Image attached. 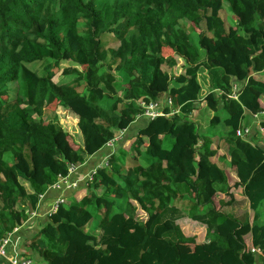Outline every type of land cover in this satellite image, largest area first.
<instances>
[{
    "label": "trees",
    "instance_id": "obj_1",
    "mask_svg": "<svg viewBox=\"0 0 264 264\" xmlns=\"http://www.w3.org/2000/svg\"><path fill=\"white\" fill-rule=\"evenodd\" d=\"M262 75L264 0H0V237L142 115L138 99L167 96L27 245L45 264H264V148L235 134L264 111ZM237 187L242 219L223 207Z\"/></svg>",
    "mask_w": 264,
    "mask_h": 264
},
{
    "label": "crops",
    "instance_id": "obj_2",
    "mask_svg": "<svg viewBox=\"0 0 264 264\" xmlns=\"http://www.w3.org/2000/svg\"><path fill=\"white\" fill-rule=\"evenodd\" d=\"M232 85H235L234 89L239 87L238 82L235 80H232ZM246 113L251 117L252 119V124L251 125H256V122L260 119L263 118L264 112L259 113L258 116L257 114L253 115L246 111ZM146 118L143 115L138 116L134 121H131L129 125L131 124L133 127L137 126L138 123L139 125L143 124L144 121L146 122ZM242 124V123H241ZM245 126H250V124H244ZM126 129H124L123 134L125 133ZM121 130L118 132L117 135L112 137V141L108 144L103 145L102 147H106L105 149L99 151V149L94 152L93 154H90L84 162L81 164H78V166L75 167V171L69 174V178L71 179H78L79 182H83V177L84 175L92 170L94 167L101 165L104 162V159L106 157V154L111 152L112 150H115L118 148L119 145V139L121 135ZM258 133H256L257 135ZM218 151V150H217ZM218 152H216V155ZM80 187V186H79ZM63 191V196L69 195L72 190H62ZM60 190L49 186L39 197L37 207L35 210H32L29 212L27 219H25L19 226L18 230L16 231L15 234L12 236V241L10 243V246L8 248V251L10 253L15 251L18 254L20 253L21 255H25L31 258V264H45V262L41 259V257L34 251L32 250L26 243V238L30 237L33 235L40 224L44 223L47 217V213L52 211V205L56 199V197L59 195ZM0 263L5 264V261L3 258L0 257Z\"/></svg>",
    "mask_w": 264,
    "mask_h": 264
},
{
    "label": "rangeland",
    "instance_id": "obj_3",
    "mask_svg": "<svg viewBox=\"0 0 264 264\" xmlns=\"http://www.w3.org/2000/svg\"><path fill=\"white\" fill-rule=\"evenodd\" d=\"M219 15L223 19L225 26L229 22H235L234 21V17L227 12V8L225 6H222V8L219 10ZM81 22H82V20L80 19L79 20V27H80ZM181 72H182L181 68H178L176 75L179 76V81L184 79L183 76H181ZM262 76H264V75H262ZM54 78H57V76H55ZM214 92L217 93L216 91H214ZM262 100H264V94L262 95ZM50 114H52V113H50ZM258 114H257V116H258ZM56 116H57L56 118L60 121L62 126L65 129H67V131H68V133L70 135V138L77 144L81 143V134L78 131V129L76 128V126H75V117L70 112H66L64 109L57 110ZM47 118L48 117H46L45 120ZM207 118H208L207 115H203L201 117V123H202L201 125L205 124V122L207 121ZM145 123H146L145 121L141 125H139V123H138V125L135 126V127H133L134 125L132 126L131 124L130 125L127 124V126H124L123 129H120L122 133L120 132L121 135H120V139H119L120 140L119 141V145L122 146V148L127 149L129 144H130V142H131V140L135 137L136 133L138 132V128H140L142 126H145L144 125ZM241 123L242 124H246V125L250 124L249 128L252 131L256 130V125L255 124L251 125L252 124V119L247 113H246L245 117L242 119ZM215 127L219 131H223V130L226 129V127L223 126V124H221V123H218ZM124 129H126V131L123 134ZM256 133H258V132L255 131L250 136H246V139L251 140V141L255 142L257 145H259V146L264 148V132L261 131L257 135H256ZM141 134L145 135L144 132H141ZM145 136H147V135H145ZM105 148L106 147H100L99 151H101V150H103ZM217 152H218L217 155H218L219 158H221V156H222V155H220V153H223L225 156H227L225 154L226 150H225L224 146L221 147V148H218ZM215 158H216V156H215ZM19 164L23 167V162L20 161ZM102 164H105V163L103 162ZM76 166H78V164H76ZM227 168L230 169L231 167L227 164ZM231 174H233V172ZM87 177H88V174L86 173L83 178H85V180H86ZM78 179L79 178H77V180ZM85 180L82 183L79 182V184H80L79 186L80 187L78 186V188L75 189V191H78V192L81 191L79 193V195L84 192ZM231 190L235 193V200L230 205H226V206H223V207L226 210H228V211L230 210L238 218L242 219L245 215L247 216L249 214L246 198L244 196H242L240 188H238V187L237 188H232ZM75 191H72V192H75ZM219 196H222V194H219ZM263 205H264V203L262 204V206ZM182 223L184 224V226H187L188 230L196 232L198 238L202 237V231H201L202 226L200 224H198V223H189L188 221H185V220H183ZM244 240L246 242H248V234L244 235ZM254 252H255V255H257V251L254 250Z\"/></svg>",
    "mask_w": 264,
    "mask_h": 264
},
{
    "label": "built area",
    "instance_id": "obj_4",
    "mask_svg": "<svg viewBox=\"0 0 264 264\" xmlns=\"http://www.w3.org/2000/svg\"><path fill=\"white\" fill-rule=\"evenodd\" d=\"M234 87H235V85H232L233 91L235 90ZM233 91H232V96H235ZM218 92H219V90H217V93ZM137 101H138V104L142 107L141 114L148 119L152 118L156 115L164 114L163 109H162L164 103H166V104L170 103V99L167 96H165L164 99L161 101H151V100L145 101L142 98L138 99ZM262 112L263 111H259L257 113H254L253 115L258 114V113H262ZM258 121L256 122V130L255 131L258 133L261 131L264 132L263 129L258 125ZM255 131H252L248 126H245L244 124H240L235 129V134L240 136V137L246 138V136H250ZM111 141H112V139H109L105 144H108ZM104 163H105V160H104ZM75 167H76V165H73V164L69 165V167H68L69 168V170H68L69 174L75 169ZM93 170H94V168L87 172V174H88L87 178H89V176ZM69 174L65 175V176H60L57 179V181L51 185L52 187H55V188L60 190L59 195L56 197V199L52 205L53 210L55 209L56 203L58 201H61L63 198V195H62L63 191L62 190H65V189L73 190V189L77 188L79 185V181L76 179L74 180V179L69 178ZM84 180H85V178L83 179V181ZM21 223L16 224L15 226L12 227V229L10 231L6 232L2 237H0V257L4 259L5 264H31V258L30 257L25 256V255H21L20 253L18 254L15 251H13L12 253H11V251H10V253L8 251V248H9L10 243L12 241V236H13V234L16 233V231L18 230ZM251 250H257V249L254 247H251ZM0 264H2V263H0Z\"/></svg>",
    "mask_w": 264,
    "mask_h": 264
},
{
    "label": "clouds",
    "instance_id": "obj_5",
    "mask_svg": "<svg viewBox=\"0 0 264 264\" xmlns=\"http://www.w3.org/2000/svg\"><path fill=\"white\" fill-rule=\"evenodd\" d=\"M217 92V90H215Z\"/></svg>",
    "mask_w": 264,
    "mask_h": 264
}]
</instances>
